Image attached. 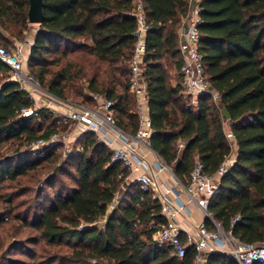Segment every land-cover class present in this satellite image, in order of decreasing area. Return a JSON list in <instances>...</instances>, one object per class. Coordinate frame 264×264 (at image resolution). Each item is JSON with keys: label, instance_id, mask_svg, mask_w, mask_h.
I'll return each mask as SVG.
<instances>
[{"label": "trees", "instance_id": "16d2710c", "mask_svg": "<svg viewBox=\"0 0 264 264\" xmlns=\"http://www.w3.org/2000/svg\"><path fill=\"white\" fill-rule=\"evenodd\" d=\"M136 2L141 3L148 25L142 76L151 123L150 148L186 183L195 161L202 163L205 174H215L231 154L232 141L226 135L231 133L236 145L233 164L219 177L207 210L238 241L261 242L264 0L198 2L199 51L209 87L218 95L216 101L203 94L192 104L180 88L179 28L188 14L189 0H43V17L26 60L28 71L60 99L79 97L73 101L91 105L90 93H98L112 100L117 125L134 134L138 115L128 81ZM27 8L28 0H0V27L18 24L16 37L20 38L28 25ZM64 42L65 47H78L77 52L65 50ZM2 69L8 70L0 61V72ZM173 70L179 76L175 86L170 83ZM81 80L85 92L76 84ZM28 108L33 113L21 115V110ZM48 116L47 109L34 108L33 99L18 82L0 77V145L11 138L18 146L48 139L57 130L51 125L42 128ZM36 120L39 128L31 124ZM74 144L78 148L72 149L77 159L71 174L73 186L56 192L33 222H25L39 232L38 240L64 247L65 254H52L33 264H194L192 245L178 257L171 247L152 240L154 230L164 222L159 200L150 191L141 190L121 162L111 161L112 150L90 132L75 137ZM59 146L47 148L40 158L26 156L15 165L0 163V185L29 171H51L53 177L62 169L51 166L59 159L55 153ZM116 195L118 199L108 212ZM235 216L239 219L232 222ZM3 219L0 213V222ZM204 223L213 228L209 218ZM11 264L24 263L12 260ZM203 264L237 262L226 251H213L203 254Z\"/></svg>", "mask_w": 264, "mask_h": 264}, {"label": "built area", "instance_id": "2783aa9c", "mask_svg": "<svg viewBox=\"0 0 264 264\" xmlns=\"http://www.w3.org/2000/svg\"><path fill=\"white\" fill-rule=\"evenodd\" d=\"M193 5L191 15L184 18L186 25L182 32V41L179 45L181 64L179 74L181 75V91L191 98V103L197 102V97L203 94H210L211 99L216 101L218 95L210 87L204 67L202 56L199 51L200 34L198 24L200 19L198 13L199 0H191ZM136 17V26L133 31L135 37L133 51L129 60V91L133 95L135 112L138 115V128L134 134L121 129L114 118L112 105L113 101L98 93H90L92 104L87 105L81 102H71L60 99L44 89L39 81L28 71L26 67L27 54L24 45L18 44L13 49L0 45V61L6 65L9 72V79L18 82L20 89L28 93L33 99L37 94L43 93L47 96L46 107L52 104L56 110L62 111L64 123H70L71 132L54 131L48 139L37 138L28 142V148L35 153L39 147L51 148L57 143H65L71 134L80 135L84 132L93 133L98 140L109 148L111 140L108 134L119 141L118 147H112L111 161L121 162L129 171V177L141 190L150 191L159 200L160 213L164 222L159 224L152 234V240L157 245L171 247L174 254L181 257L185 253L187 245H192L196 255L194 264H203V254L213 251H226L233 256L237 264H264V240L259 243H244L238 241L229 231H224L210 216L207 210L210 197L218 188V180L205 174L203 165L195 161L186 183L180 182L172 173L169 166L164 164L157 155L150 164L144 157L141 148L150 147L148 144L151 134V123L148 115L146 84L142 76L145 55V35L148 25L140 2H136L133 9ZM29 47L32 42L26 41ZM34 108H36L34 106ZM54 108V109H55ZM33 113L32 108L22 109L21 115ZM69 125V126H70ZM229 139L231 133L226 134ZM182 146V143L179 144ZM234 158L226 157L218 166L215 175L219 178L233 164ZM156 170L168 169L171 173L172 185H165L157 180L150 173L151 167ZM182 195L186 197L183 201ZM118 196H115L107 211L115 205ZM189 204L197 206L203 215L210 219L213 228L209 229L204 222L194 223L195 234L182 238V230L178 223V215L183 214L189 220ZM239 219L235 216L232 222Z\"/></svg>", "mask_w": 264, "mask_h": 264}, {"label": "rangeland", "instance_id": "374dc122", "mask_svg": "<svg viewBox=\"0 0 264 264\" xmlns=\"http://www.w3.org/2000/svg\"><path fill=\"white\" fill-rule=\"evenodd\" d=\"M6 26V29L0 27V38L3 40L0 44L8 49H13L16 44L20 43L24 45V49H27L28 45L24 41H29L30 35L38 30L37 23H28L27 28L21 34L22 36L18 38L16 34L20 26L12 22H9ZM63 48L72 54L77 52L78 49V47H65V42ZM0 77L9 79L8 70L2 69ZM76 84L83 88L85 92V82L83 80ZM68 98L72 100H69L71 102L79 100V97L69 96ZM47 102L48 98L43 93L34 96V106L36 108H45L50 111V116L45 119L42 128L51 125L57 128L56 131L71 132L70 123H64L61 109L56 110L53 104L46 107ZM31 124L35 128L41 126L38 120L33 121ZM77 136L79 135L71 134L65 143H57L62 145L55 149V153L60 156L51 166L60 165L62 169L60 172L53 173V177L51 171H48L49 173L47 171L41 173L39 171H29L26 175L19 176L15 180H5L0 185V213L5 216V219L0 222V264H11L12 260L24 264H33L46 259L52 254L59 256L65 254L64 247L49 246L44 240H38L39 232L32 226L26 225L25 222H33L37 213L51 201L56 192L73 186L71 174L74 172L73 165L77 159L72 149L78 148L74 144V139ZM17 143L12 138L2 142L0 145V163L15 165L25 161L26 156L40 158L47 152V148L41 146L33 153L28 148V143L21 146H18ZM25 152L29 155L24 154Z\"/></svg>", "mask_w": 264, "mask_h": 264}, {"label": "crops", "instance_id": "0c3cea01", "mask_svg": "<svg viewBox=\"0 0 264 264\" xmlns=\"http://www.w3.org/2000/svg\"><path fill=\"white\" fill-rule=\"evenodd\" d=\"M192 1L189 0V8H188V15L190 17L191 15V3ZM185 22V19H182V23L180 24V28H179V45L182 41V32L185 30V27L186 25H184L183 23ZM35 34H36V31L34 33H32L30 35V39H28L30 42H33V39L35 37ZM26 41H24L25 43ZM17 45V44H16ZM29 46L27 49H24V51L26 52L27 56L29 54ZM179 79V76H178V73H177V70H173L172 73H171V78H170V83L172 86H175L176 85V82L178 81ZM223 113L221 111V115L222 117L223 116ZM225 119V117H224ZM226 123V121H225ZM226 127H227V123H226ZM107 138H109L111 140V147L110 149H112V147H118L120 145L119 141H117L112 134H108L107 135ZM232 141V151H231V154H230V157L234 158V155H235V150H236V145L235 143L233 142L232 138L230 139ZM142 150V153L144 155V157L146 158V160L152 164L154 162V160L156 159V156L157 154L150 148H141ZM150 170V173L152 175H154L157 180L161 183H164L165 185H172V179H171V173L168 169H163V170H156L155 167H151ZM212 177L215 179V180H218L219 178L213 174ZM131 179V178H130ZM183 201H186V197L184 195H182V198H181ZM189 209H190V213H189V220L186 218L185 215L183 214H180L178 215V223L180 225V228L182 230V238L186 237L187 234L188 235H193L195 234V227H194V223H197V222H204V219L206 218L203 213L197 208V206L193 205V204H189L188 205ZM150 226H153L154 223L153 222H150L149 223Z\"/></svg>", "mask_w": 264, "mask_h": 264}, {"label": "water", "instance_id": "95a60500", "mask_svg": "<svg viewBox=\"0 0 264 264\" xmlns=\"http://www.w3.org/2000/svg\"><path fill=\"white\" fill-rule=\"evenodd\" d=\"M193 3L190 5L192 6ZM43 17V0H28L27 22L39 24ZM226 117V114L223 113Z\"/></svg>", "mask_w": 264, "mask_h": 264}]
</instances>
